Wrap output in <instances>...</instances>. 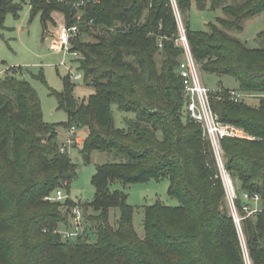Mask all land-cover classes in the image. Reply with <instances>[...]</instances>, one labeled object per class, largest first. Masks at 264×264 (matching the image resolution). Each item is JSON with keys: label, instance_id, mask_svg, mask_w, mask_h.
Returning a JSON list of instances; mask_svg holds the SVG:
<instances>
[{"label": "trees", "instance_id": "16d2710c", "mask_svg": "<svg viewBox=\"0 0 264 264\" xmlns=\"http://www.w3.org/2000/svg\"><path fill=\"white\" fill-rule=\"evenodd\" d=\"M78 1L31 0V14L41 15L44 34L54 11L64 14L68 26L79 27L72 49L81 53L75 60L94 92L78 98L70 75L63 77L62 91H52L69 116L63 125L88 128L80 149L84 161L94 151L112 158L97 166L93 200L66 199L71 209L83 208L93 227L76 239L60 232L71 227L69 212L60 210L62 201L46 198L69 188L77 167L70 147L62 150L57 140L58 125L44 120L37 92L18 76L19 67L9 68L0 77V231L11 230L12 243L0 234V264H246L212 144L186 113L180 74L185 52L177 44L172 0H85L76 7ZM176 2L201 69L235 78V90L248 94L235 100L230 88L210 92L218 119L254 136L221 140L226 169L240 182L237 205L244 216V191L259 192L264 207V30L256 37L259 46L250 47L225 28L242 31L246 18L264 11V0H210L211 8L227 16L210 23L208 31L192 30L189 21L192 3L205 9L208 0ZM22 8L0 0V30L8 13L18 17ZM255 96L253 105L248 99ZM114 106L134 113L125 127L116 126ZM163 177L180 203L146 205L142 238L133 223L135 207L113 184ZM112 209L120 211L116 226L109 222ZM241 229L252 264H264V211L243 218ZM13 248L15 260L5 263L3 255Z\"/></svg>", "mask_w": 264, "mask_h": 264}, {"label": "rangeland", "instance_id": "374dc122", "mask_svg": "<svg viewBox=\"0 0 264 264\" xmlns=\"http://www.w3.org/2000/svg\"><path fill=\"white\" fill-rule=\"evenodd\" d=\"M14 1L21 3L23 8L18 17L12 12H9L6 16L5 27L0 30V77H5L9 68L19 67L21 71L18 76L28 82L39 96L44 120L50 124L58 125L57 140L59 144L68 145V139L71 137L70 130L72 127L67 128L63 124L68 122L69 116L64 109L59 108L58 100L52 90L62 91L64 89L63 77L71 75L74 72L82 73V71L79 70L78 62L75 60L76 57L73 53L63 50L58 51L51 47V44L58 38L59 27L65 23V16L61 12L54 11L52 13L54 22L50 21L48 23L47 30L44 34L41 15L38 14L35 17H32L31 0ZM209 2L210 0H208L205 9H199L195 2L192 3L189 11V21L192 30L208 31V25L210 23L217 24L219 18L227 16L221 8H211ZM175 13L176 17H178L183 23L184 16L181 14L179 8ZM225 30L246 42L248 46L257 47L259 46V42L256 39L257 34L264 30V11L255 16L246 18L243 21L242 31L228 28H225ZM86 39L95 41L94 37H86ZM177 44L181 45V41L177 40ZM201 76L204 84L211 90H216L220 87L230 89L238 88V81L231 76H222L202 69ZM93 92L94 87L91 84H87L84 81V78L75 81L74 93L78 98L83 99ZM248 102L256 105L258 103V96L249 98ZM133 116L134 113L121 111L117 106H114L116 126L121 128L125 127V118ZM236 127L243 135L242 138H254V136L249 134L243 127ZM87 134V127L77 129V137H71L73 141L69 146L70 156L77 167V176L70 183L69 188L65 187L62 189L67 198L61 202L60 210L63 212L68 211L70 218L72 209L66 203V199L69 198L76 203L93 200L96 194V188L92 180L97 166L112 160L110 154L94 151L91 155V161H84L80 149L81 142ZM74 140H76V143H79L77 146H73ZM226 162L227 158L223 157L222 164H218V166L220 178L223 181L226 192L225 207L231 215H234L226 188L227 185H229V180L232 181L235 190L239 187L240 182L233 180L231 173L226 169ZM169 187L170 181L168 177L150 179L146 182H138L130 185H123L120 181L113 184V188L122 189L128 194V202L135 207L133 223L140 237L144 238L145 236L144 207L146 205L154 204L156 202H161L168 206L179 205V199L170 195ZM239 213L240 216H242L240 211ZM89 214H91V211L87 213V215ZM119 216V209H112L109 217L110 224L116 226ZM87 225L88 228L92 230L93 225L91 222L88 221ZM0 234L5 240H8V244L12 243V240L10 239L12 236L11 230L3 229L0 231ZM239 235L244 250L246 264H252L247 251L246 238L243 229H239ZM90 239L95 240L96 236H93ZM3 256L6 258V260H4L5 263H13L16 258V248H13L9 253H6Z\"/></svg>", "mask_w": 264, "mask_h": 264}, {"label": "built area", "instance_id": "2783aa9c", "mask_svg": "<svg viewBox=\"0 0 264 264\" xmlns=\"http://www.w3.org/2000/svg\"><path fill=\"white\" fill-rule=\"evenodd\" d=\"M85 3V0H80L75 3L76 7H79ZM175 11L178 9L176 0H172ZM80 17V16H79ZM179 29L181 46L184 48V58L180 63V74L184 82V93L187 99L186 113L188 117L198 123L202 128L204 135L210 140L215 157L218 164H222L224 157V152L221 144V140L224 137H242L240 130L232 124L223 123L214 113L211 102H210V92L212 91L208 88L201 76V67L199 63L194 58L188 38L186 35L185 27L183 23L177 17ZM79 34L78 25L68 26L64 23L58 29V38L51 44V47L58 51H66L73 53L77 58H81L82 55L78 51H73L72 39ZM71 69V68H70ZM72 81H77L83 78V74L80 72H74L70 75ZM232 98L239 100L248 96L246 93H242L235 89L231 91ZM76 131V127H72L70 130L71 135ZM72 138L68 139V145H63L62 150L66 149V146L72 144ZM231 184V185H230ZM227 192L230 197L231 207L234 211L233 218L239 229H241V222L243 218L256 216L258 213L264 211L262 206V195L259 192H249L244 191L240 194L243 201L242 210L244 216H240V209L237 205L238 193L236 192L232 181L229 180V185H227ZM67 198L62 189H58L53 195L47 197L48 200H60L63 201ZM85 219L84 210L80 205H75L72 208L71 213V227L60 229L64 238L76 239L79 237H85L89 233V228Z\"/></svg>", "mask_w": 264, "mask_h": 264}, {"label": "crops", "instance_id": "0c3cea01", "mask_svg": "<svg viewBox=\"0 0 264 264\" xmlns=\"http://www.w3.org/2000/svg\"><path fill=\"white\" fill-rule=\"evenodd\" d=\"M81 138V137H80ZM82 139V138H81ZM81 142V141H80Z\"/></svg>", "mask_w": 264, "mask_h": 264}]
</instances>
